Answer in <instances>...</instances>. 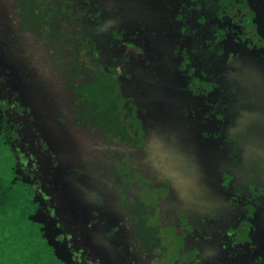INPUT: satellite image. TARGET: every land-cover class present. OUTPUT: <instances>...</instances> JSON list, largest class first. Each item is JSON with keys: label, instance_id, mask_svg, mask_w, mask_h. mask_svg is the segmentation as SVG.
<instances>
[{"label": "flooded vegetation", "instance_id": "flooded-vegetation-1", "mask_svg": "<svg viewBox=\"0 0 264 264\" xmlns=\"http://www.w3.org/2000/svg\"><path fill=\"white\" fill-rule=\"evenodd\" d=\"M54 6V16L23 29L25 13L15 0H0V159L9 166L10 184L32 195L31 219L46 240L66 255L70 249L81 264H121L123 251L143 264H169L174 260L163 230L171 207L192 217L198 264H264V0H57ZM124 44L151 61L150 76L161 82L159 102L148 104H162L168 124L151 130L150 147H144L143 121L125 100L119 75L101 57L108 47L124 67ZM74 47L82 54L79 61ZM90 68L115 77L119 128L125 131L107 135L88 116L76 115L75 89L88 81ZM151 110L146 118L157 121V106ZM88 133L116 140L121 150L110 155L112 164L129 171L128 186L114 170V189L105 192L110 204L100 209L122 216L119 227L132 243L119 246L118 254L107 250L105 240L115 234L99 232L94 208L80 206L71 220L53 185L75 179L90 191L97 188L71 154ZM189 164L197 176L189 174L183 186ZM169 166L180 176L179 186L167 176ZM101 222L106 225L104 217ZM88 227L96 241L93 233L87 238ZM54 234L69 245L59 248Z\"/></svg>", "mask_w": 264, "mask_h": 264}, {"label": "rangeland", "instance_id": "rangeland-1", "mask_svg": "<svg viewBox=\"0 0 264 264\" xmlns=\"http://www.w3.org/2000/svg\"><path fill=\"white\" fill-rule=\"evenodd\" d=\"M134 49L136 48L131 47L128 44H124L123 54L129 57L122 60L123 64L125 65L122 68L120 66V63H116L114 58L111 57V54L108 52L109 50L108 47L106 49L102 47L101 57H103V62L107 63V65L119 75L122 84L121 91L123 92L125 100L132 102L134 111L141 120L139 118L137 119L141 122L143 121L142 122L143 131L145 132L143 133L145 138L144 147L146 146L150 147V143L148 141L150 135L152 136L151 130L153 128H157V126L163 129V126H165V124L167 123V120L163 119V117H166V111H163L164 107L162 106V104H158V105L148 104L151 101L159 102L155 94L158 93L159 83L161 82H159V80H156L155 78L152 79L153 77L150 76V74H152L151 61H149L147 57L141 59L139 55H142V53H138L139 49L138 52L135 53ZM111 59L113 61H111ZM126 61H127V65L125 64ZM159 65L162 66V71L159 73V77L162 79L163 76L165 77L166 74L165 73L166 70H164V68L166 67L165 60H163V57L160 59ZM177 82H179V80L175 81L174 83ZM151 106H157L156 116L159 117L161 116L157 121L148 120V118H146L148 117V115L149 116L151 115L152 112ZM176 130L179 131L178 129ZM183 135H184V129H183ZM87 137L89 139H87ZM91 138L96 140V142L102 144L103 148H105V151L102 150L101 147H99L97 143L94 142ZM116 145L118 146L120 145L116 140L108 139V138L103 140L96 133H88L87 136L83 134L79 139V141L75 142L71 154L74 156L77 164H80L81 166H86L87 171L84 172L83 170V174L85 175L84 177L85 179L89 177L90 180H92L95 184H97V188L92 187L93 191H90L91 190L90 188H86L82 186L75 179H69L67 181L68 184H66L65 186L59 184L58 181L55 180L53 181V185L54 186L57 185L60 188L59 193L63 196L62 198L65 204V211L69 216V218H71V220L77 217V214L80 212V208H79L80 206H88L89 208H94L90 210L97 212L96 218L100 220L99 224L101 225L99 232L101 234H103L104 232L107 235H110L113 232L115 234V236H113V234L110 237L107 236L105 240V245L107 250L108 251L115 250L116 253L118 254L119 251L117 248L119 246H121L122 244L124 246H127L132 243L130 242L131 240L128 237V233L126 231H124L123 233V230H121V228L119 227V224L122 222V216L120 215V217H117L116 219L114 215L110 214L111 210L108 209V207L104 210H100L104 207V205L110 204L109 197L107 199L106 193L108 192V190L111 192L114 189L113 188L114 184H112L113 182L112 179L114 177L113 172L115 169H117L116 170L117 174L122 173V183L129 186L128 178H126L127 175L129 176V171L120 172L119 170L120 165L119 164L117 165L116 161L114 162L115 166L114 164H112L110 155L116 156L118 152L121 150V147L117 149ZM172 151L175 152L176 150L174 149ZM124 157L127 158L128 154H126ZM131 159L129 160L130 163L132 162ZM110 166L112 168H110ZM191 166L192 165L189 164V167H187L185 171L186 176L183 179V183H182L183 186L189 185L188 182L190 180L189 174H191L192 178L193 177L196 178L197 176V168L194 167L191 168ZM148 168L149 167L145 166V169ZM70 169L71 167H69L67 163L64 164L65 173H68ZM168 169L169 172L167 173V176L171 178V180H173V185L178 184L179 186V183H177V181L180 180V176L178 175L177 171L172 170L170 166ZM136 174L139 177H141L144 181L145 180H147V182L150 181L149 178L145 177V174L143 172L142 173L136 172ZM108 175L110 176L107 178ZM72 176H74L75 178L79 177V173L72 172ZM101 176L102 179L100 180L99 177ZM163 184H167L166 181ZM102 186L105 189L102 188L100 190V187ZM158 188L163 189V192H165V190H167L166 192L170 191L169 188L166 189L167 186H159ZM116 193L118 192L116 191ZM98 194H100L101 196L96 198V195L98 196ZM155 203L156 202H154V204ZM106 214H107L106 217L103 216ZM103 217L105 218L106 225L102 224L101 222V219ZM81 218L82 217L79 218L80 221L83 222V224H86L85 222H87V219L83 218L85 219L83 220ZM165 219L167 220L166 223L168 224V226H166L163 230V235L165 237V245H169L170 257L171 258L173 257L174 260V262L171 261L169 264H198L196 260L197 257H195V254H197V236H194L195 228L190 222V220H192V217L189 214H184V213L174 214L171 211V207H170V209H168V214ZM117 229H119V232L115 233V230ZM195 230L197 232V229ZM189 232H191L189 234V237L185 238V236H187ZM92 233L96 241L98 235L94 232V230H92V232L89 233V227H88V233H87L88 239ZM60 238L58 237V235L54 234L52 241L57 242L58 240L59 241L58 244H60L59 248L64 249L65 248L64 246L65 245L68 246L69 244L61 243L63 242V239L61 241ZM69 251L70 249L67 248V252L71 253V251L70 252ZM98 251L100 252V249ZM68 253L66 255L64 252H62L63 257H67V258L69 257L71 261L76 260V262H79L81 264V260L77 257L76 254L71 253V256H69ZM115 257L118 258L117 256ZM105 260L108 263L110 261V256L107 255ZM118 260L120 259L118 258ZM120 261H122L121 264H143V262H141L142 258L138 256L134 257V260L132 258H127L126 253L124 251L122 253Z\"/></svg>", "mask_w": 264, "mask_h": 264}, {"label": "trees", "instance_id": "trees-1", "mask_svg": "<svg viewBox=\"0 0 264 264\" xmlns=\"http://www.w3.org/2000/svg\"><path fill=\"white\" fill-rule=\"evenodd\" d=\"M56 2L15 0L16 8L25 13L21 17V27L33 29L44 18L54 16L59 10L54 6ZM74 55L78 61L82 57L77 47H74ZM85 72L88 81L75 89L76 115L81 118L88 116L89 122L104 130L107 135L125 131L119 128L123 125L115 77L98 68L86 69ZM10 180L9 166L0 159V264H66L55 257L40 224L31 219L36 205L32 202V195L23 186L10 184Z\"/></svg>", "mask_w": 264, "mask_h": 264}, {"label": "water", "instance_id": "water-1", "mask_svg": "<svg viewBox=\"0 0 264 264\" xmlns=\"http://www.w3.org/2000/svg\"><path fill=\"white\" fill-rule=\"evenodd\" d=\"M47 242H48V244H49L51 247L54 248V255H55V257H56L58 260H61L62 262L69 264L70 259H66L65 257H63V255H62V251H58V250H56L55 247H54V245L51 243V241H50L49 239H48Z\"/></svg>", "mask_w": 264, "mask_h": 264}]
</instances>
